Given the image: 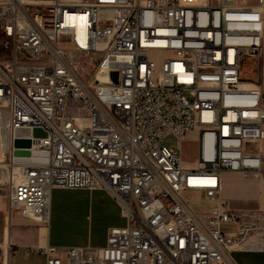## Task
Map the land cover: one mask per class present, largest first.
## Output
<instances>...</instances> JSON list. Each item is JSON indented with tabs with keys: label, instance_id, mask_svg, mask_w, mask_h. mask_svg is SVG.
Here are the masks:
<instances>
[{
	"label": "built area",
	"instance_id": "built-area-1",
	"mask_svg": "<svg viewBox=\"0 0 264 264\" xmlns=\"http://www.w3.org/2000/svg\"><path fill=\"white\" fill-rule=\"evenodd\" d=\"M197 4L0 0V197L46 227L54 190L103 191L125 220L104 247L31 248L46 264L264 254V209L220 197L225 172L264 179V0ZM194 131L186 165L165 141L182 149ZM199 199L212 207L196 210Z\"/></svg>",
	"mask_w": 264,
	"mask_h": 264
},
{
	"label": "crops",
	"instance_id": "crops-1",
	"mask_svg": "<svg viewBox=\"0 0 264 264\" xmlns=\"http://www.w3.org/2000/svg\"><path fill=\"white\" fill-rule=\"evenodd\" d=\"M193 1L212 5V0ZM234 2L240 6H252L258 0L254 4ZM261 148L264 155V144ZM221 180V201L229 207L264 209V179L225 172ZM5 202L0 197V264H11L12 259L21 254V249L29 258L37 254L31 248L40 245L104 247L109 229L125 226L120 208L103 191L54 190L51 220L46 227L23 219L17 211L9 212ZM195 205L196 210L207 211L213 204L199 199ZM67 236H73V241L67 240ZM233 257L237 264H264V254L237 252Z\"/></svg>",
	"mask_w": 264,
	"mask_h": 264
},
{
	"label": "rangeland",
	"instance_id": "rangeland-1",
	"mask_svg": "<svg viewBox=\"0 0 264 264\" xmlns=\"http://www.w3.org/2000/svg\"><path fill=\"white\" fill-rule=\"evenodd\" d=\"M237 1L242 4L245 3L254 4L253 2H255L256 0H237ZM197 5H203V4H197ZM212 5H217V0H212ZM165 144L173 148L175 152L182 157L183 162L186 165H193L198 154V131H194L188 134L187 139L185 141H182V149L178 148V141L172 137L168 138L165 141ZM2 199L5 200V197H2ZM243 209L253 210L248 207H245ZM66 239L73 241L74 237L67 236ZM20 253L21 254L15 256L12 259L11 264H46V259L42 255L32 254L29 258H26L24 249H21Z\"/></svg>",
	"mask_w": 264,
	"mask_h": 264
},
{
	"label": "water",
	"instance_id": "water-1",
	"mask_svg": "<svg viewBox=\"0 0 264 264\" xmlns=\"http://www.w3.org/2000/svg\"><path fill=\"white\" fill-rule=\"evenodd\" d=\"M117 73H113L112 77L117 80ZM31 136V131L29 129H19L16 131V137L19 138H28ZM35 136L36 137H41L44 136V134L37 130L35 131ZM31 147V141L30 140H25V139H20L15 142V148L17 149H27ZM16 156H30V152L26 150H17L15 152Z\"/></svg>",
	"mask_w": 264,
	"mask_h": 264
},
{
	"label": "bare ground",
	"instance_id": "bare-ground-1",
	"mask_svg": "<svg viewBox=\"0 0 264 264\" xmlns=\"http://www.w3.org/2000/svg\"><path fill=\"white\" fill-rule=\"evenodd\" d=\"M229 1H234V0H229ZM2 159V157H0Z\"/></svg>",
	"mask_w": 264,
	"mask_h": 264
}]
</instances>
